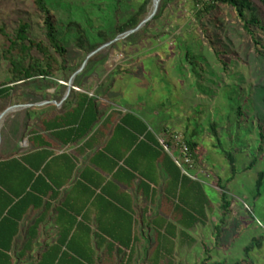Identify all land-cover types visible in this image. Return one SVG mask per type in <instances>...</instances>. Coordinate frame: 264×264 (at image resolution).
<instances>
[{
    "label": "rangeland",
    "instance_id": "rangeland-1",
    "mask_svg": "<svg viewBox=\"0 0 264 264\" xmlns=\"http://www.w3.org/2000/svg\"><path fill=\"white\" fill-rule=\"evenodd\" d=\"M253 1L260 24L250 25L249 30L245 27L249 13L243 19L229 5L218 3L210 13L197 16L201 3L167 2L142 33L100 50L72 79L73 88L94 89L96 94H103L117 79L109 93L112 102L131 107L136 115L141 106L157 105L160 117L173 115L176 121L177 115V123L183 124L175 134L184 139L195 134L194 170L205 177L207 218L188 229V237L168 243L167 234L160 236L159 247L151 232L132 264H235L242 260L264 264V178L260 190L256 188L259 172L264 173V5ZM88 3L49 0L66 47L59 57L64 66L53 77L17 85L10 106L31 103L32 92L38 89L67 88L87 57L75 43L76 30L70 22L80 21L92 30L108 19L106 12L101 13L106 8L103 3L101 11ZM125 5L112 14L114 24L118 16L134 11V0ZM151 9L152 0L147 14ZM22 21L30 24L31 37L44 39V17L32 0H0V29L13 32ZM5 40L0 30V53ZM11 78L8 62L1 58L0 83ZM225 152L233 156L235 172ZM222 193L229 203L225 208ZM253 242L246 253V246ZM111 264H119V257Z\"/></svg>",
    "mask_w": 264,
    "mask_h": 264
},
{
    "label": "crops",
    "instance_id": "crops-1",
    "mask_svg": "<svg viewBox=\"0 0 264 264\" xmlns=\"http://www.w3.org/2000/svg\"><path fill=\"white\" fill-rule=\"evenodd\" d=\"M116 80L103 94L90 88L72 87L67 96V88L38 89L31 103L13 104L25 106L4 116L0 264H74L78 254L92 264L119 257L120 264L129 250L111 241H137L136 255L151 232L157 239V224L160 229L171 208L166 187L172 167L149 146L131 151V137L116 130L123 115H136L110 100ZM86 99L95 111L89 129L88 114L79 110ZM138 110L145 129L129 121L140 131L138 140L146 133L167 137L183 125L177 115L176 121L173 115L160 117L157 105Z\"/></svg>",
    "mask_w": 264,
    "mask_h": 264
},
{
    "label": "trees",
    "instance_id": "trees-1",
    "mask_svg": "<svg viewBox=\"0 0 264 264\" xmlns=\"http://www.w3.org/2000/svg\"><path fill=\"white\" fill-rule=\"evenodd\" d=\"M134 1V11L124 17L118 16V20L114 24L112 14L114 11H121V8H124V5L127 3V0H88L89 3L87 6L90 5L93 9L99 7L100 11L102 10L100 3H103L106 8L105 10L101 11V13L104 14L106 12L108 14L106 19H108L104 20V26H99L92 30H86L84 27H82L80 21H71L70 25L74 26L76 30V45L79 48L85 50L88 55L101 45L112 41L117 35L136 27L146 17L147 5L151 2V0ZM170 1L177 0H160L158 10L153 19H157L161 15L162 11L166 7V3ZM194 1H196V6L201 3V6L197 9V16L210 13L215 9L218 3H221L233 7L238 15L243 19L245 18L246 13H249L250 17L246 19L245 24L247 30H249L250 25L260 24L257 6L254 4L253 0ZM259 1L264 5V0ZM32 3L44 17V39H35L31 37L30 24L27 21L20 22L17 29H15L13 32H7L4 27L0 29L6 39L5 45L0 53V59L3 58L8 62L9 72L12 76L9 82L0 83V113L12 105V98L14 97L12 92L15 91L17 85L32 82L36 80V78L45 79L53 77L64 66L59 57H62L66 53V47L59 36V26L50 9L49 0H32ZM126 6L127 5H125V7ZM147 24L148 22L135 34L142 33L145 30ZM135 34L133 33L124 39L129 41ZM113 44L114 43H112L111 46ZM92 58L94 57H91L90 61L94 60ZM47 85H50V83ZM80 109L84 113L88 114L86 129H89L95 120L94 104L90 101V99H86L80 103L79 110ZM84 119L86 118L82 116V121ZM130 120L137 121L140 123L141 127L145 129V124L136 115L126 113L121 117L120 123H118L116 126V130L118 129L120 134L123 133L131 137L132 140L130 143V150H134L136 152L137 150L142 149L144 146H149L151 151L155 153V156H165L172 167L171 170H168L169 181L166 187V194L169 197H172V200H170L171 202L169 201L171 208L167 210L168 220L166 218H162L160 229L159 225L157 224V245L159 247V244H161L160 236L164 237L166 234L167 238L165 240L168 243L172 242L179 236L182 238L188 237V229L195 227L197 224H204V221L207 218L206 211L209 197L206 195L202 187L203 184L200 181L191 179L181 172L180 168L175 164L170 155H168V153L161 147L155 135L146 133L144 135V139L138 140L140 131L130 124ZM172 134L167 135L166 139L169 144L174 147V143L172 142ZM185 141L193 153L194 160L197 161V143L189 137L185 138ZM106 151H109V149L107 148ZM225 156L232 166V171L235 172L233 156L226 152ZM263 178L264 173L259 172L256 182L257 191H259L262 186ZM221 197L225 202L222 207L225 208L226 205L228 206L229 204L225 199L226 193H222ZM133 242L137 241H133L130 238L126 241L123 239H115L114 241L110 242L112 247L115 246V243H119V248L121 250H123V248L129 250V254L122 258L120 264H132V260L134 258ZM253 245L254 242L252 245L246 246L245 252H249ZM72 260L74 264H92L89 262V258L80 254L72 256ZM235 264H245V262L242 260L236 262Z\"/></svg>",
    "mask_w": 264,
    "mask_h": 264
},
{
    "label": "built area",
    "instance_id": "built-area-1",
    "mask_svg": "<svg viewBox=\"0 0 264 264\" xmlns=\"http://www.w3.org/2000/svg\"><path fill=\"white\" fill-rule=\"evenodd\" d=\"M157 140L159 144L163 147V149L169 153L175 164L180 168L181 172L193 180L203 182L205 177L198 173H195V160L193 157V153L186 143L185 139L178 135L172 134V142L174 143V147H172L166 138L158 137Z\"/></svg>",
    "mask_w": 264,
    "mask_h": 264
},
{
    "label": "water",
    "instance_id": "water-1",
    "mask_svg": "<svg viewBox=\"0 0 264 264\" xmlns=\"http://www.w3.org/2000/svg\"><path fill=\"white\" fill-rule=\"evenodd\" d=\"M159 3H160V0H152V9L151 11L146 15V17L134 28L132 29H129L119 35H117L112 41L110 42H107L103 45H101L100 47H98L96 50L90 52L85 61H84V64L70 77L69 79V83L67 84V90H66V96L69 94L71 88H72V79L82 71L84 65L87 63L88 59L90 57H92L93 55H95L96 53H98L100 50L104 49L105 47L111 45L112 43L120 40V39H124L126 38L127 36L139 31L147 22H149L156 14L157 10H158V7H159ZM21 106H25V105H13V106H9L7 107L3 112L0 113V124H1V120L4 118V116L9 112V111H12L14 109H16L17 107H21ZM1 126V125H0Z\"/></svg>",
    "mask_w": 264,
    "mask_h": 264
},
{
    "label": "bare ground",
    "instance_id": "bare-ground-1",
    "mask_svg": "<svg viewBox=\"0 0 264 264\" xmlns=\"http://www.w3.org/2000/svg\"><path fill=\"white\" fill-rule=\"evenodd\" d=\"M67 85V84H66ZM3 119L1 120V123H2ZM1 125V124H0Z\"/></svg>",
    "mask_w": 264,
    "mask_h": 264
}]
</instances>
